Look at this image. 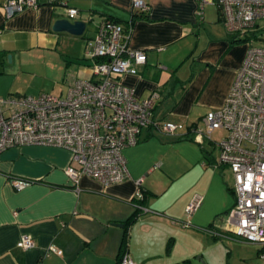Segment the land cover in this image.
Returning <instances> with one entry per match:
<instances>
[{
  "label": "crops",
  "instance_id": "0c3cea01",
  "mask_svg": "<svg viewBox=\"0 0 264 264\" xmlns=\"http://www.w3.org/2000/svg\"><path fill=\"white\" fill-rule=\"evenodd\" d=\"M6 1L0 0V97L41 95L33 85L41 66H48L35 60L36 54L58 62L61 75L54 82L70 78L60 95L54 94L65 97L72 80L92 77L85 46L99 24L131 21L129 45L144 50L147 63L120 81L140 100L159 95L155 122L185 128L182 135L145 128L139 143L124 150L130 178L108 186L83 176L75 187L66 169L76 164L63 148L29 145L2 152L0 264H118L125 224L144 198L148 211L129 227L128 253L136 264H187L202 244L218 239L213 231L228 236L227 215L236 201L234 179L228 180L233 174L218 166L215 142L200 145L188 133L192 125L202 126L208 112L223 107L247 52L246 42L234 41L219 8L196 0H143L150 11L142 14L133 0H65L80 11L75 20L87 22L77 37L53 31L55 21L68 18L64 5L38 0V7L8 18ZM14 179L32 183L18 190ZM197 197L200 207L187 215ZM23 235L34 237V249L17 246ZM251 245L257 247L252 259L261 264L259 247ZM51 246L63 255L47 256Z\"/></svg>",
  "mask_w": 264,
  "mask_h": 264
},
{
  "label": "built area",
  "instance_id": "2783aa9c",
  "mask_svg": "<svg viewBox=\"0 0 264 264\" xmlns=\"http://www.w3.org/2000/svg\"><path fill=\"white\" fill-rule=\"evenodd\" d=\"M196 1L216 5L227 30L238 35L251 36L250 31L264 20V0ZM60 3L70 20L79 17L80 11L64 0H49L53 6ZM2 7L12 18L38 7V0H7ZM132 7L142 14L150 11L143 0H133ZM132 29L131 21L127 25L113 20L99 24L96 35L86 41L92 77L72 80L65 97H0V154L29 145L63 148L76 164L66 169L75 187L83 176L108 186L130 178L124 150L139 143L145 128L153 125L163 133L182 135L184 124L153 120L157 93L140 100L134 89L120 81L126 74L137 75L147 63L145 51L129 45ZM247 45L245 60L223 107L208 112L203 126L192 125L188 133L202 145L213 142L217 130L227 131L216 144L220 148L218 166L229 168L234 179L236 201L227 215L228 233L257 245L264 262V46L253 45L252 36ZM12 183L21 190L32 181L14 179ZM201 203L202 198H195L186 214H193ZM17 246L28 251L36 247V241L23 235ZM50 254L62 256L63 251L51 246L47 256ZM120 264L136 263L126 252Z\"/></svg>",
  "mask_w": 264,
  "mask_h": 264
},
{
  "label": "rangeland",
  "instance_id": "374dc122",
  "mask_svg": "<svg viewBox=\"0 0 264 264\" xmlns=\"http://www.w3.org/2000/svg\"><path fill=\"white\" fill-rule=\"evenodd\" d=\"M250 32L253 39V45L264 46V20L258 22V26L254 27ZM86 51V46H85ZM84 58L88 59L86 52ZM35 60L42 63H47V68L45 65L41 66L38 70V78L35 81L33 88L39 90L42 93H52L60 95L59 90L64 87L65 83L69 77L64 75L63 80L59 83L54 82V77H60L61 67H58L57 61L54 56L48 54H36ZM66 78V79H65ZM42 90V91H40ZM203 126V124H202ZM227 135L226 130H217L213 133V142L220 143ZM216 151L217 155L220 157L219 148ZM233 178L229 177L228 180L230 184L233 183ZM212 242H206L200 247V252L196 256L191 257L190 263L187 264H256V260L252 259L255 254H257V247L251 245L245 241L234 238L232 234L224 236L223 238H218L217 240L211 239ZM259 263H263L262 259L257 255Z\"/></svg>",
  "mask_w": 264,
  "mask_h": 264
},
{
  "label": "trees",
  "instance_id": "16d2710c",
  "mask_svg": "<svg viewBox=\"0 0 264 264\" xmlns=\"http://www.w3.org/2000/svg\"><path fill=\"white\" fill-rule=\"evenodd\" d=\"M60 4L63 5L64 3H60ZM219 11H220V9H219ZM221 18H222V16H221ZM108 20H112V19H108ZM233 35H235L236 39H234V41H236V42L239 41V42H246L247 43L248 41H250V38H251V36H248V35L244 36V35H238V34H235V33ZM143 200L138 203L136 212L127 220V222L125 224V227H126L125 228V234H124V238H123V241H122V248H121V251H120L119 257H118V264L121 263V260H122L123 256L125 255L126 252H128V245H129L128 242H129V235H130L129 234V227H130V225L133 224V222H135L143 213H145L143 210L146 207L144 206L143 202H145V201H143ZM215 232L213 231V233H215ZM219 234H222V233H219ZM213 236L216 239L219 238L216 235H213Z\"/></svg>",
  "mask_w": 264,
  "mask_h": 264
},
{
  "label": "water",
  "instance_id": "95a60500",
  "mask_svg": "<svg viewBox=\"0 0 264 264\" xmlns=\"http://www.w3.org/2000/svg\"><path fill=\"white\" fill-rule=\"evenodd\" d=\"M87 28V22L81 20H70L69 18L55 21L53 31L57 33H68L73 36L82 37ZM123 227L124 225H117Z\"/></svg>",
  "mask_w": 264,
  "mask_h": 264
}]
</instances>
